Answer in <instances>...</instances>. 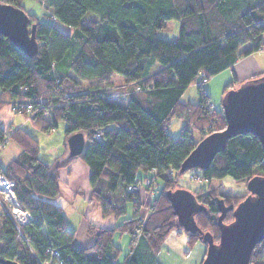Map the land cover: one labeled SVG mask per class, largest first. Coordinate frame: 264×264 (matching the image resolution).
<instances>
[{
	"label": "trees",
	"instance_id": "16d2710c",
	"mask_svg": "<svg viewBox=\"0 0 264 264\" xmlns=\"http://www.w3.org/2000/svg\"><path fill=\"white\" fill-rule=\"evenodd\" d=\"M0 1L22 8L20 0ZM42 1L55 21H39L37 15L27 13L29 23L35 24V55H26L0 33V110L12 103L25 114V105L31 101V120L43 131L63 121L65 137L84 132L86 145L76 155L90 169L89 197L98 203L102 217L114 215L120 222L113 228L89 223L87 231L94 242L77 247L75 232L53 202L61 192L59 163L42 161L38 141L22 127L12 128L9 139L20 152L0 166V172L14 181L19 203L34 219L23 228L27 245L16 238L8 214L0 212V257L20 264H41L47 259L57 264H117L120 249L113 236L118 232L130 236V252L122 264H162L156 254L171 230L184 232L189 247L201 240L198 232L181 228L166 191L180 187V165L197 143L187 124L192 122L200 130L199 140L225 127L222 108L206 105L210 101L204 82L261 48L264 0ZM174 18L179 20L177 39L158 37L157 30ZM245 44L248 47L241 49ZM114 73L124 83H132L124 104L113 100L105 86ZM200 73L205 81L197 85V102L183 100L185 89ZM235 80L227 82L222 92L233 88ZM38 96L51 99L40 106L35 102ZM173 117L186 119L177 137L166 132ZM7 134L0 127V140ZM151 168L156 169V192L144 220L137 206L131 208L127 188ZM201 172L208 181L230 176L246 184L253 175H264V148L254 135L237 134L227 139L225 148ZM193 193L206 207L194 215L195 222L217 242V200L235 207L248 191L232 195L208 188ZM232 211H226L223 222L233 219ZM137 229L140 236L135 234ZM49 247L58 250L60 262L50 256ZM263 253L264 239L254 247L249 264H262Z\"/></svg>",
	"mask_w": 264,
	"mask_h": 264
},
{
	"label": "water",
	"instance_id": "95a60500",
	"mask_svg": "<svg viewBox=\"0 0 264 264\" xmlns=\"http://www.w3.org/2000/svg\"><path fill=\"white\" fill-rule=\"evenodd\" d=\"M0 33L28 56L36 54L35 24L22 8L0 1ZM221 108L226 120L223 129L202 137L182 161L179 171L191 168L206 169L213 157L225 148L228 138L237 134H252L264 148V74L243 82L237 88L224 92ZM81 136L71 134L70 139ZM73 151L71 155L79 153ZM248 194L238 204L226 206L217 200L219 215L217 223L219 238L214 242L210 232H203L196 224L194 215L206 207L197 202L193 191L188 188L167 190L173 213L184 231L198 232L206 243L205 256L201 264H249L250 255L256 244L264 239V175L255 174L247 182ZM233 209V219L226 223L223 217ZM1 264H20L12 259L0 257Z\"/></svg>",
	"mask_w": 264,
	"mask_h": 264
},
{
	"label": "rangeland",
	"instance_id": "374dc122",
	"mask_svg": "<svg viewBox=\"0 0 264 264\" xmlns=\"http://www.w3.org/2000/svg\"><path fill=\"white\" fill-rule=\"evenodd\" d=\"M41 1L42 0H20V4L22 6V9L24 11H26V13H32V14L37 15L39 21H43V22L47 21V22L54 23L55 20L52 16L51 9L48 6H46L45 4H43L42 3L43 1L42 2ZM41 3L43 4V6ZM91 15H93V14L91 13ZM57 26H59L60 28H62L65 31H69V28L64 24L57 23ZM178 31H179V20L174 18V19L168 20L163 28L157 30L156 34L160 38L175 41L178 37ZM255 56L256 55H252L248 59H245V61L238 63L234 67V69L231 66V67H228L227 70L223 73L214 74L213 76L209 77V79L207 81L204 82V88H205L206 93H208L210 96L209 101L212 103V105H213L212 107H215V108L221 107V101H222V97L224 95L222 90H223L224 85L227 82L232 81L233 79H236L232 84H233V88H237L243 82L248 81L249 79L254 78V77L257 78V77L261 76L262 74H264V71L261 74L258 73L259 71L264 70V58H262V62H258V60L256 62ZM257 65H259V67H260V65H262V68L260 67L259 70H256V73H258V74H256V73H255V75L249 74L250 73L249 71H251V69H253V68H256ZM235 69L237 71V74H239L237 78L234 76ZM110 82L113 83L112 84L113 86H106V88H108L111 91V97H115L112 99L119 102V103L124 104L125 103L124 97L126 94H128L130 92V86L132 85V83L131 84L124 83L122 80V77L116 73H114L112 75ZM197 85L198 84L196 82L194 84L188 85L187 88L185 89V92L182 96V99L185 101L188 100L192 103L197 102V100H198ZM133 88H136V87H133ZM233 88H230V89H233ZM119 96H121L122 99H119ZM116 98H118V99H116ZM7 105L10 106V109L13 112L17 113V115L19 116L20 119H22V120L25 119V116L23 115V113L19 112L18 108H14L13 107L14 105L12 103L5 104V106H7ZM25 109H26V114L31 113L27 108H25ZM185 120H186L185 118L173 117L171 119L169 125L167 126L166 132L171 137H177L179 134L180 128L184 124ZM187 126H188V128L192 134L191 136L193 138V141L198 142L199 138L201 137L200 130L198 128H196V126H194V124L192 122L187 124ZM64 127H65V122L59 121L55 128H53L51 131H48L50 133L52 132V135H50L49 138H46V136H43V138H41L42 136H40V135L38 136L39 139L41 140V142L39 144V152L41 154H48L49 151L51 150L52 146H57V145L63 144V140L61 139V136H62V133L64 134ZM10 129H12V128L9 127V128L3 129L5 131V133H8L7 134L8 139H7L6 143L0 148V151L3 150L6 146H8V144L17 146V144L14 143L13 140L9 139V136L11 134ZM45 132H46L45 134H48L47 131H45ZM66 140L68 141V138L65 139V141ZM67 145H68V143H67ZM52 149H53V147H52ZM201 171L202 170L200 168H191V169H188V170L182 172L178 176L179 186L181 188H188L191 191H197L199 189H208L209 188V189H212L213 191H215L217 193L232 194V195H243V194H246V192H247L246 184L244 182L235 181L230 176H223L221 178H211L208 181V180L203 178ZM154 185H156V184L154 183V181H152L149 186L144 188L146 195L149 196V193H151V192L155 193L156 192ZM89 199H91V198L89 197ZM91 200H93V199H91ZM96 204L98 205L97 202H96ZM130 205H131V208H133V207L135 208L136 206L138 207V209H139L138 215H139V217L142 216L143 219L145 218L144 216L147 217V215L149 214L148 208L144 207V206L140 208V205H139V203L137 204V201L133 202V204L131 203ZM130 205H129V208H130ZM108 217H113L114 219H116L114 217V215H109ZM104 218H107V217H104ZM67 221H68L67 226L69 228L71 227V228L77 229L75 240L79 236H81L83 231H85L86 227L88 226L87 223H85L84 219H81L77 215H71L69 213L67 214ZM173 232H175L174 229L168 233L167 238L171 234L176 235V233H173ZM115 234H116L115 235L116 237L114 238V243L120 249V252H119V255L117 258V263L122 264L124 257L127 254H129V252H130L129 241H128L129 235H128V233H118V232H116ZM180 235L184 236L183 233L179 234V235L177 234V236H180ZM171 236L167 240H165L162 244L161 252L157 255V259L159 261H161V262L163 261L167 264H192L193 261H197L198 264H201L202 255H203L204 250L206 249V246H207L204 241L199 240L197 243H194V245H192L191 247L188 246L189 252L191 254L189 253L190 257L186 258V257L181 256L176 251V249H175L176 239L174 237H171ZM171 238H173V239H171ZM81 243H84V244H80V243L79 244L76 243V244L79 245V247H84L82 245H85V243H87V242L84 241ZM139 249H141V251L145 252V247L139 246ZM199 251H200V253H199ZM185 259H187V260H185ZM260 262H262V264H264V253L260 259Z\"/></svg>",
	"mask_w": 264,
	"mask_h": 264
},
{
	"label": "crops",
	"instance_id": "0c3cea01",
	"mask_svg": "<svg viewBox=\"0 0 264 264\" xmlns=\"http://www.w3.org/2000/svg\"><path fill=\"white\" fill-rule=\"evenodd\" d=\"M262 40H263V44L259 50L249 53L248 55H245L243 57H240L232 65V68L234 69V67L238 63L245 61V59H248L252 55H256L255 56L256 62L257 60L258 62H262V58H264V32L262 34ZM248 45L249 44H245L244 46L241 47V49H245L246 47H248ZM260 67L262 68V65H260ZM260 67L259 65H257L256 68H253L251 69V71H249L250 72L249 74L255 75L256 70H259ZM226 70L227 68L223 69L219 73H223ZM263 71L264 70L259 71L258 73H261ZM238 75L239 74H237V71L235 69L234 76L237 78ZM112 84L113 83L110 82L109 84H106L105 86H113ZM111 98H115V97H111ZM209 100H210V96H209ZM23 115L25 116V119L22 120L19 118L17 113L13 112L10 109V106L7 105L3 107L0 110V127L2 129L9 128V127L11 128L22 127L25 130H27L38 141L39 144L41 142V140L38 137L39 135L42 136L41 138H43V136H46V138H49V136L52 135V132L51 133L47 132L48 134H45L46 133L45 131H43L40 127L34 125L33 121L31 120L30 113H27V114L25 113ZM80 133H81V136H76V138L75 137L71 138L70 143H69V140L65 141V139L69 138V136L65 137V135L62 133L61 139L63 140V144L52 146L53 149L51 147V150L49 151L48 154H41L40 152H38L39 158L45 163L47 164H51V163L58 164L59 163V168L57 169V173H58V184H59L61 192H60L59 197L53 199V202L62 208V211L66 218L67 225H68L67 214L69 213L71 215H77L81 219H84L87 225L89 223H93L101 227L113 228L119 224L120 220H116L113 217H107V218L102 217L99 206L96 204L94 200L89 199L91 188L89 184L90 169L88 165L76 154H75L76 156L70 158L73 151L75 152L77 150L82 151V149H84L86 145V141H87L86 135L84 132H80ZM19 152H20V147L18 145L15 146V145L8 144V146H6L3 150L0 151V166H5L9 161L14 159L18 155ZM87 227L85 231H83L81 236H79L76 240H75V237H76L77 229L70 227V229H72L75 232L73 241L77 247H79V245L77 244L79 243L84 244V243H81L84 241L87 242L85 243V245H82L84 247H87L94 242V237L87 231ZM173 233H176V235L171 234L172 236L171 235L170 236L176 239V244H175L176 251L183 257H186V258L190 257L191 253L189 252V249H188L187 236L185 235V233L184 232L179 233L176 231ZM182 233L184 236H181V235L177 236V234L179 235ZM115 235L116 234H114L113 236V242H114V238L116 237ZM168 238L166 236L164 241L167 240ZM129 240H130V236H128V241ZM141 243L142 242L140 240L139 244ZM80 248H83V247H80ZM160 252H161V248L159 252L156 254V258ZM161 263L167 264L163 261ZM192 264H198V263L197 261H193Z\"/></svg>",
	"mask_w": 264,
	"mask_h": 264
},
{
	"label": "built area",
	"instance_id": "2783aa9c",
	"mask_svg": "<svg viewBox=\"0 0 264 264\" xmlns=\"http://www.w3.org/2000/svg\"><path fill=\"white\" fill-rule=\"evenodd\" d=\"M203 81H205V78L203 74L200 73L196 83L200 84ZM50 99L51 98L38 96L35 98V102H38L40 106H43L44 103ZM206 105L212 108V104L210 102H207ZM13 107L17 108V105L15 104ZM25 107L30 110L33 107V104L31 103V101H29L26 103ZM96 136L99 137V133H96ZM7 139L8 136L6 135L2 140H0V148L6 143ZM155 174L156 169L151 168V170L147 173V176H145L142 180L128 186L127 191L131 195V203L137 201L140 205V208L143 206L148 208V205L152 202L153 193H149V196L146 195L144 188L150 185ZM1 211L6 212L11 218L16 229V238L23 240L25 244L29 245V238L24 234L23 228L27 224H29L34 219V217L28 209H26L19 203L14 190V182L6 178L4 174L0 172V212ZM135 234L136 236H139L140 230H135ZM47 251H49L50 256L55 257V259L59 262L61 261V256L57 249L49 247L47 248ZM17 253L21 254L22 256L24 254L23 252H21V250H17ZM54 263L53 260L50 259L41 262V264Z\"/></svg>",
	"mask_w": 264,
	"mask_h": 264
},
{
	"label": "flooded vegetation",
	"instance_id": "af4514ba",
	"mask_svg": "<svg viewBox=\"0 0 264 264\" xmlns=\"http://www.w3.org/2000/svg\"><path fill=\"white\" fill-rule=\"evenodd\" d=\"M206 250V249H205Z\"/></svg>",
	"mask_w": 264,
	"mask_h": 264
}]
</instances>
